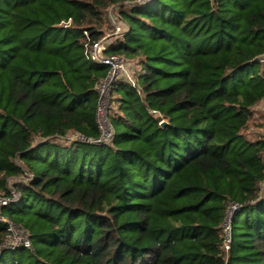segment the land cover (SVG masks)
Masks as SVG:
<instances>
[{
	"label": "trees",
	"instance_id": "16d2710c",
	"mask_svg": "<svg viewBox=\"0 0 264 264\" xmlns=\"http://www.w3.org/2000/svg\"><path fill=\"white\" fill-rule=\"evenodd\" d=\"M124 1L0 0V214L31 242L0 220V264H264V0ZM112 6L142 95L116 81L96 141Z\"/></svg>",
	"mask_w": 264,
	"mask_h": 264
},
{
	"label": "built area",
	"instance_id": "2783aa9c",
	"mask_svg": "<svg viewBox=\"0 0 264 264\" xmlns=\"http://www.w3.org/2000/svg\"><path fill=\"white\" fill-rule=\"evenodd\" d=\"M149 0H125L124 3L126 5H133V4H144ZM117 8L116 6H112ZM110 14V13H109ZM115 15V16H113ZM111 19L116 17L119 18L118 12L117 14L112 13L110 14ZM105 36L99 38L92 42L89 47V57L96 62L105 64L108 67L106 75L100 80L99 84L96 85V91L99 94V100L96 106V120L101 129V134L98 138L94 140H103V141H110L113 136L112 126L109 120L108 112L106 111V107L103 110L104 116L103 120L100 121V111L103 108V105L106 102L103 101V97L106 95L111 94L113 84L116 81H124L130 84L133 88L136 89L139 95H142V89L139 84V75L143 72L144 68L141 63L136 60L127 59L118 54H108L105 52L106 47ZM152 113L159 116V122H161L162 116L156 110H151ZM77 138L82 139V136L76 135ZM17 192L12 191L10 196H4L3 192L0 196V208L2 205L7 204L11 200H15L17 198ZM0 220L8 222V230L9 236L6 240L1 243V247H8V248H15L17 246H24L30 247L31 242L30 238L22 227L18 226L17 224L13 223L6 219L5 216L0 214ZM225 231H226V238H225V246L228 247L229 237H228V224L225 223Z\"/></svg>",
	"mask_w": 264,
	"mask_h": 264
},
{
	"label": "rangeland",
	"instance_id": "374dc122",
	"mask_svg": "<svg viewBox=\"0 0 264 264\" xmlns=\"http://www.w3.org/2000/svg\"><path fill=\"white\" fill-rule=\"evenodd\" d=\"M117 12L119 13L118 8H114V7L109 8L110 14L112 13L117 14ZM110 14H109L110 19H109L108 25L106 26L105 31H104L106 43H108L111 40L116 39L117 37H120L122 32L126 30V23L122 19H120V17L111 19ZM116 97H117L116 92L103 97V101L104 102L107 101V103L103 105V108L100 111V117H99L100 121L103 120V116H104L103 110L105 107H106V111L108 112V116H111L113 114L115 115L118 112ZM252 113H253V120L249 124V126L246 128L245 132L249 138L264 137V129L260 126L261 118L264 114V101L263 100L258 101L252 106ZM70 138L72 139L77 138L76 134L71 133ZM2 192L3 191H0V196L2 195ZM242 215H243V211L235 215L234 224L238 225ZM228 219H227V224H229Z\"/></svg>",
	"mask_w": 264,
	"mask_h": 264
},
{
	"label": "water",
	"instance_id": "95a60500",
	"mask_svg": "<svg viewBox=\"0 0 264 264\" xmlns=\"http://www.w3.org/2000/svg\"><path fill=\"white\" fill-rule=\"evenodd\" d=\"M160 124H161L162 126H164V125L166 124V121L162 120V121L160 122Z\"/></svg>",
	"mask_w": 264,
	"mask_h": 264
}]
</instances>
